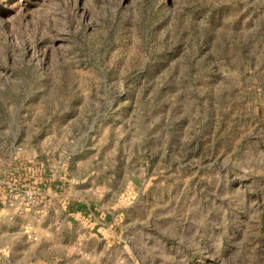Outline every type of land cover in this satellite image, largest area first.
<instances>
[{"label":"rangeland","instance_id":"obj_1","mask_svg":"<svg viewBox=\"0 0 264 264\" xmlns=\"http://www.w3.org/2000/svg\"><path fill=\"white\" fill-rule=\"evenodd\" d=\"M0 264H264V0H0Z\"/></svg>","mask_w":264,"mask_h":264}]
</instances>
